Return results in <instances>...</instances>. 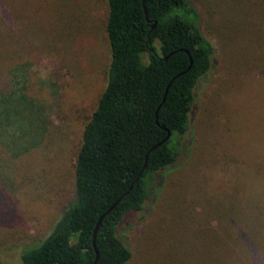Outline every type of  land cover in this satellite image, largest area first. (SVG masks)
Here are the masks:
<instances>
[{
	"label": "trees",
	"instance_id": "obj_1",
	"mask_svg": "<svg viewBox=\"0 0 264 264\" xmlns=\"http://www.w3.org/2000/svg\"><path fill=\"white\" fill-rule=\"evenodd\" d=\"M29 4L0 0V26L6 21L14 32L11 12L27 11ZM106 4L105 81L83 123L70 197L52 230L20 251L22 264H127L132 252L122 223L149 200L168 223L167 236L184 247L174 255L164 250L158 264H253L256 258L264 264V204L250 201L237 181L228 188L218 182L212 173L217 158L198 154L192 126L196 90L216 65L204 23L230 63L264 65V0ZM25 30L15 35L29 43ZM26 65L0 70V159L6 165L43 136V125L31 131L14 107L30 101L18 80ZM236 176L237 170L231 179ZM212 179L221 192H209Z\"/></svg>",
	"mask_w": 264,
	"mask_h": 264
},
{
	"label": "rangeland",
	"instance_id": "obj_2",
	"mask_svg": "<svg viewBox=\"0 0 264 264\" xmlns=\"http://www.w3.org/2000/svg\"><path fill=\"white\" fill-rule=\"evenodd\" d=\"M29 1L27 11L11 12L14 32L5 20L0 26V70L27 61L28 72L18 80L30 101L14 107L31 131L39 124L44 131L39 145L14 164L0 159V264H22L20 251L52 230L69 199L83 123L96 107L109 55L103 32L106 0ZM203 27L215 45L216 65L196 90V151L202 150L205 159L216 156L212 173L219 183L228 188L237 181L250 201L263 205L264 65L246 69L230 63L212 29ZM23 29L29 43L15 35ZM210 188L211 193L222 189L213 179ZM154 203L147 201L122 223L132 252L127 264H158L164 250L183 252L167 236L168 223L159 220ZM253 264L263 262L256 258Z\"/></svg>",
	"mask_w": 264,
	"mask_h": 264
},
{
	"label": "water",
	"instance_id": "obj_3",
	"mask_svg": "<svg viewBox=\"0 0 264 264\" xmlns=\"http://www.w3.org/2000/svg\"><path fill=\"white\" fill-rule=\"evenodd\" d=\"M163 128H164V126H162ZM167 137H169V132H168V134H167ZM155 147V146H154ZM153 147V148H154ZM153 148H151V150L153 149ZM149 153V152H148ZM146 166V163L144 164V166H143V168ZM120 200V198L118 199V200H116L101 216H100V218H99V220H98V223H97V225H96V229L98 228V226H99V223H100V221H101V219L106 215V214H108L111 210H112V208H114V206L118 203V201ZM96 229H95V231H96Z\"/></svg>",
	"mask_w": 264,
	"mask_h": 264
}]
</instances>
